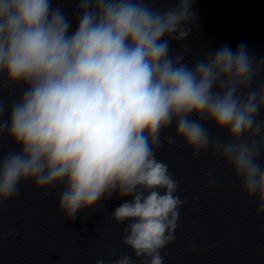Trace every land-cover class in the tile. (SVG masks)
<instances>
[{"label": "clouds", "instance_id": "1", "mask_svg": "<svg viewBox=\"0 0 264 264\" xmlns=\"http://www.w3.org/2000/svg\"><path fill=\"white\" fill-rule=\"evenodd\" d=\"M77 14L70 33L51 0H0V91L10 93L0 97V136L18 149L0 156V206L22 183L60 185L58 208L74 220L116 194L124 202L111 217L125 225L122 242L136 259L111 264H164L161 251L175 241L187 202L155 155L174 125L164 141L182 140L194 156L211 146L264 215V58L245 42L200 52L192 66L184 52L170 54L162 38L189 36L193 0L167 10L144 0H79ZM17 85L22 93L11 95ZM209 122L227 141L212 139ZM208 177L216 183L212 170Z\"/></svg>", "mask_w": 264, "mask_h": 264}]
</instances>
